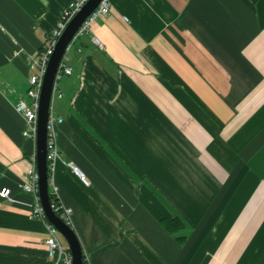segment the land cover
Segmentation results:
<instances>
[{
    "label": "crops",
    "instance_id": "1",
    "mask_svg": "<svg viewBox=\"0 0 264 264\" xmlns=\"http://www.w3.org/2000/svg\"><path fill=\"white\" fill-rule=\"evenodd\" d=\"M74 1L0 0V264H53L20 189L36 143L16 105ZM110 2L52 103L51 177L84 258L264 264V0Z\"/></svg>",
    "mask_w": 264,
    "mask_h": 264
},
{
    "label": "built area",
    "instance_id": "2",
    "mask_svg": "<svg viewBox=\"0 0 264 264\" xmlns=\"http://www.w3.org/2000/svg\"><path fill=\"white\" fill-rule=\"evenodd\" d=\"M88 2V0H75L71 7L66 10L62 16V20L58 25L57 29L53 32L50 38L47 41L46 48L43 53L40 55L39 61L36 66L39 69L37 74L32 75L29 80V88L27 91V97L29 102L25 100H20L16 105V110L20 113L24 120L26 128L24 130L23 136L26 139L32 140L36 143L37 134H38V111L40 106V98L41 91L43 86V79L46 73V69L50 60L51 55L54 52V48L57 44V41L61 34L66 29L69 22L73 19V17L81 10V8ZM111 8L110 0H102L99 7L94 11V13L84 22L82 27L79 29L74 41L69 45L66 54L64 56L63 61L59 67L57 77H56V85L54 88L53 99L56 96L57 92V83L64 76H71L73 74V70L71 67L67 65L68 54L71 51V48L76 41V39L82 35L88 34L90 28L93 24L98 22L99 20L106 17ZM96 44L99 43L97 39H94ZM61 97V95H60ZM63 123L62 119L55 118L50 115L49 126H48V163L50 167V196L53 197L54 203L52 204V208L56 215L60 217L64 222L68 225H72V214L73 210L71 208L65 207L60 203L58 196V187L55 184L53 177H51V170L53 169V165L55 161L59 158L60 152L58 148V127ZM68 167L72 171V173L78 178V180L85 187H88L90 183L86 179L84 173L73 163L69 164ZM20 189L33 196L34 205L31 210V218L39 219L44 222L48 231V238L45 241L46 252L48 258L52 261L53 264H73V256L68 246H63L59 239V232L55 229V227L47 220L44 209L42 207L40 198H39V175L37 171V159L36 156L33 158V165L28 169L24 178L20 183ZM10 189H3L0 192V197L6 201H12ZM86 264L88 261L85 259Z\"/></svg>",
    "mask_w": 264,
    "mask_h": 264
},
{
    "label": "water",
    "instance_id": "3",
    "mask_svg": "<svg viewBox=\"0 0 264 264\" xmlns=\"http://www.w3.org/2000/svg\"><path fill=\"white\" fill-rule=\"evenodd\" d=\"M102 0H88L81 10L69 22L59 37L50 57L43 79L40 106L38 111V134L36 140L37 171L39 175V198L47 220L66 240L73 256V264H84V252L80 240L73 228L56 215L50 196V167L48 163V126L52 112V103L56 77L69 45L74 41L84 22L99 7Z\"/></svg>",
    "mask_w": 264,
    "mask_h": 264
},
{
    "label": "trees",
    "instance_id": "4",
    "mask_svg": "<svg viewBox=\"0 0 264 264\" xmlns=\"http://www.w3.org/2000/svg\"><path fill=\"white\" fill-rule=\"evenodd\" d=\"M51 203L53 204L54 203V199H53V197H51ZM177 221V220H176ZM175 222V221H174ZM165 224V227H166V229L169 231V232H173V231H175V230H178V229H176V228H174L172 225L173 224H168V222L167 223H164ZM84 261H85V258H84ZM84 264H86V262H84Z\"/></svg>",
    "mask_w": 264,
    "mask_h": 264
},
{
    "label": "rangeland",
    "instance_id": "5",
    "mask_svg": "<svg viewBox=\"0 0 264 264\" xmlns=\"http://www.w3.org/2000/svg\"><path fill=\"white\" fill-rule=\"evenodd\" d=\"M59 239H60L61 243L63 244V246L67 245L66 240L60 234H59Z\"/></svg>",
    "mask_w": 264,
    "mask_h": 264
}]
</instances>
